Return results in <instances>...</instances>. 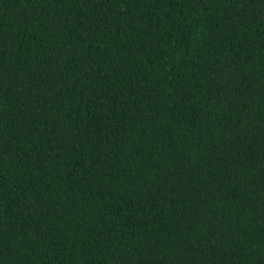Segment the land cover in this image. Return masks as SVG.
I'll use <instances>...</instances> for the list:
<instances>
[{
	"label": "trees",
	"instance_id": "trees-1",
	"mask_svg": "<svg viewBox=\"0 0 264 264\" xmlns=\"http://www.w3.org/2000/svg\"><path fill=\"white\" fill-rule=\"evenodd\" d=\"M0 264H264V0H0Z\"/></svg>",
	"mask_w": 264,
	"mask_h": 264
}]
</instances>
